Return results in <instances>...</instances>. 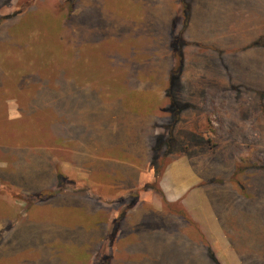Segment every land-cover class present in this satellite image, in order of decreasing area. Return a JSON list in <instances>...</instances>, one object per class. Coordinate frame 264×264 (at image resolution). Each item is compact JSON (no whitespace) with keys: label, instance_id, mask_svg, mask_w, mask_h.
<instances>
[{"label":"rangeland","instance_id":"rangeland-1","mask_svg":"<svg viewBox=\"0 0 264 264\" xmlns=\"http://www.w3.org/2000/svg\"><path fill=\"white\" fill-rule=\"evenodd\" d=\"M185 1L0 0V264H264V0Z\"/></svg>","mask_w":264,"mask_h":264},{"label":"crops","instance_id":"crops-1","mask_svg":"<svg viewBox=\"0 0 264 264\" xmlns=\"http://www.w3.org/2000/svg\"><path fill=\"white\" fill-rule=\"evenodd\" d=\"M88 135L90 134L88 133ZM103 143H104L102 147L103 150L105 151L106 148L109 150L108 147H105L106 145L105 139L103 140ZM97 167L98 169L95 167L94 164L92 163L89 164L87 167L88 173L93 175L98 173L104 175V177L111 174V167L109 165L103 164V167H101L100 165H98ZM92 178L94 179L93 176ZM96 179L97 178H95L94 180ZM199 182H200L199 177L197 176L193 167L190 165L189 161L186 158L176 160L174 162H170L169 164H167V166L163 170V176L160 178V182H159V189L161 191L160 194L163 196V200L168 204H175L181 201L185 207V210L190 211L189 209L190 204H188V202L185 201V198L187 194L191 190H193V188L196 185L199 184ZM93 183L97 184L96 182ZM106 183H108V181H106ZM90 189L93 188L90 187ZM130 246L127 248H130Z\"/></svg>","mask_w":264,"mask_h":264},{"label":"trees","instance_id":"trees-1","mask_svg":"<svg viewBox=\"0 0 264 264\" xmlns=\"http://www.w3.org/2000/svg\"><path fill=\"white\" fill-rule=\"evenodd\" d=\"M181 2L183 3V7H184V9H185V11H186V14L187 15H189V10H188V6H187V4H186V1L185 0H181ZM179 60V65H181L182 66V55L180 54L179 55V58H178ZM174 78H175V74L174 73H172L171 74V78H170V85H169V91H168V97L170 98V100H171V106H172V109H173V113H172V117H173V119H174V122L176 123L177 121H178V119H179V114H180V112L182 111V109H183V107L181 108V107H179V106H177V102H176V98H175V96H174V93H173V91H172V86L174 85ZM158 141H160V145L158 146V148L159 149H162L163 148V145L164 144H166V145H169V143L170 142H172V138H168V139H166V140H158ZM157 160V159H156ZM165 161V160H164ZM166 162V161H165ZM163 166H165V165H163ZM162 165H161V167H159L158 169L157 168H155L154 170H155V175H156V177L160 174V173H162L163 172V170H164V167H163ZM163 167V168H162ZM58 179L60 180V182H61V184L62 183H64L65 181H67L66 180V178L62 175V174H58ZM158 190H159V192H161L160 191V189L158 188ZM136 202V201H135ZM168 204V203H167ZM170 205H172V204H170ZM172 206H174V205H172ZM178 211H179V214L181 215V216H183L189 223H191L192 225H194L195 227H197L198 228V225L193 221V219L190 217V215L188 214V212L184 209V208H181V209H178ZM210 255H211V258L217 263V264H220L219 262H218V260L216 259V257H215V255H214V253L210 250Z\"/></svg>","mask_w":264,"mask_h":264}]
</instances>
